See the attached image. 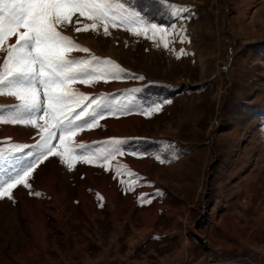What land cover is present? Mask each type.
<instances>
[{
  "label": "rangeland",
  "instance_id": "374dc122",
  "mask_svg": "<svg viewBox=\"0 0 264 264\" xmlns=\"http://www.w3.org/2000/svg\"><path fill=\"white\" fill-rule=\"evenodd\" d=\"M123 6L168 35L110 24L108 35L102 24L76 33L74 27L92 23L80 17L62 31L90 52L72 57L110 60L102 66L123 78L76 88L99 96L153 83L170 103L151 113L113 110L99 127L81 132L85 140L74 138L95 143L97 156L110 139L123 141L127 151L108 161V171L103 161L79 158L69 171L49 156L29 180L40 197L21 185L14 200L0 199V264H206L218 249L264 264V0H123ZM149 91L139 93L142 100ZM15 104L0 96V116ZM37 131L31 123L0 121V148L32 145ZM137 137L148 141L134 156L128 141ZM22 157L0 158V179ZM118 163L144 186L128 190L121 183L127 174L114 179ZM142 192L150 203L140 201Z\"/></svg>",
  "mask_w": 264,
  "mask_h": 264
},
{
  "label": "snow or ice",
  "instance_id": "6c2138e0",
  "mask_svg": "<svg viewBox=\"0 0 264 264\" xmlns=\"http://www.w3.org/2000/svg\"><path fill=\"white\" fill-rule=\"evenodd\" d=\"M167 7L179 11L183 6L169 4ZM80 17L92 23L74 27L76 33L96 30L97 24H102L104 34L108 35L110 24L112 27L128 26L126 30L136 35L148 31L153 37L157 33L161 37L168 35L167 28L125 8L123 0H0V52L5 53L0 65V96L14 97L18 101V104L3 109L7 116H0V121L31 123L34 129H38L39 137L32 145L0 148V158L21 152L25 159L23 164L13 167L0 179V199L14 200L13 189L21 185L30 190L29 195L40 197V192L31 191L29 180L38 165L49 156H58L69 171L77 158L83 163L103 161L101 166L108 171V161L116 162L117 157L127 151L123 148V141L110 139L107 142L110 147L105 154L97 156L95 143L74 142V137L85 129L99 127V120L112 113L111 101L115 99L114 94L85 95L76 85L94 87L101 78L105 83L123 78L102 66V63L114 64L110 60L103 61L92 55L84 59L72 57L73 52H90L62 31L80 24ZM171 35H177L174 29ZM11 37L16 38L15 43H8ZM163 47L168 48L169 43L165 41ZM134 78L144 79L142 76ZM165 103L170 101L142 105L139 110L159 112ZM122 110L128 112L133 109L128 104ZM41 121L44 122L42 126ZM158 159L164 163V159ZM115 172L114 179L127 174L128 181L121 180V183H127L128 190L134 191L139 185L138 174L124 164H116ZM139 199L142 203L151 202L146 194Z\"/></svg>",
  "mask_w": 264,
  "mask_h": 264
},
{
  "label": "trees",
  "instance_id": "16d2710c",
  "mask_svg": "<svg viewBox=\"0 0 264 264\" xmlns=\"http://www.w3.org/2000/svg\"><path fill=\"white\" fill-rule=\"evenodd\" d=\"M153 83H148L145 86H141V87H131V88H127V89H122V90H116V91H111L109 93H107L106 95H115V99H113L111 101V106L112 109L114 111L121 110V112L123 111L122 109L128 105L131 104L132 106V111L130 112H141L139 109L136 108V105L138 104H145V105H151L153 102H161V101H165L166 99H163V97H161L157 92L159 90H157L158 86L156 85H152ZM181 88V85L179 86ZM151 89V93L149 94L148 98L149 100H142V98L139 96V93H143L146 94L147 92H150L149 90ZM138 90L133 92L132 90ZM160 96V97H159ZM134 101V103H132ZM146 101H148V103H146ZM148 141L146 138H134L133 140H129L128 146L132 147V151L131 153H136L139 154L137 148L142 146V144H144V142ZM133 155V154H132ZM135 156V155H134Z\"/></svg>",
  "mask_w": 264,
  "mask_h": 264
},
{
  "label": "built area",
  "instance_id": "2783aa9c",
  "mask_svg": "<svg viewBox=\"0 0 264 264\" xmlns=\"http://www.w3.org/2000/svg\"><path fill=\"white\" fill-rule=\"evenodd\" d=\"M253 256L252 254L245 256L239 252L226 253L218 249L206 264H251Z\"/></svg>",
  "mask_w": 264,
  "mask_h": 264
},
{
  "label": "bare ground",
  "instance_id": "6f19581e",
  "mask_svg": "<svg viewBox=\"0 0 264 264\" xmlns=\"http://www.w3.org/2000/svg\"><path fill=\"white\" fill-rule=\"evenodd\" d=\"M135 123V122H134ZM111 126V125H110ZM112 128H114V127H112ZM118 128V127H117ZM114 130H115V128H114ZM119 130V129H118ZM116 131V130H115ZM120 131V130H119ZM90 134V133H89ZM90 136V135H89ZM88 137V134H82V133H80V134H78L76 137H74V138H77L78 140H82V139H86ZM75 140V139H74Z\"/></svg>",
  "mask_w": 264,
  "mask_h": 264
},
{
  "label": "crops",
  "instance_id": "0c3cea01",
  "mask_svg": "<svg viewBox=\"0 0 264 264\" xmlns=\"http://www.w3.org/2000/svg\"><path fill=\"white\" fill-rule=\"evenodd\" d=\"M142 180H145L144 178H142ZM139 185H143L144 186V182L143 183H140ZM144 191V190H143ZM144 194H146V193H144V192H142V194L141 195H144Z\"/></svg>",
  "mask_w": 264,
  "mask_h": 264
}]
</instances>
